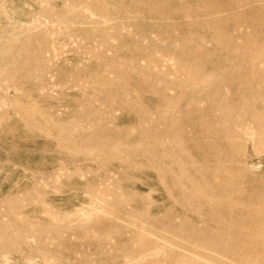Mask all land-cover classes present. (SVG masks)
<instances>
[{"label": "rangeland", "instance_id": "1", "mask_svg": "<svg viewBox=\"0 0 264 264\" xmlns=\"http://www.w3.org/2000/svg\"><path fill=\"white\" fill-rule=\"evenodd\" d=\"M0 264H264V0H0Z\"/></svg>", "mask_w": 264, "mask_h": 264}]
</instances>
